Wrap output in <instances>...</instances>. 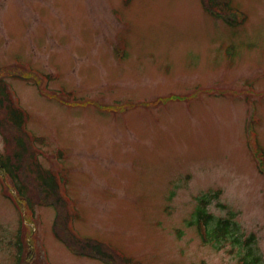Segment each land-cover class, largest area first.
<instances>
[{"label":"rangeland","instance_id":"1","mask_svg":"<svg viewBox=\"0 0 264 264\" xmlns=\"http://www.w3.org/2000/svg\"><path fill=\"white\" fill-rule=\"evenodd\" d=\"M231 5L245 16L233 26L201 0H0V70L33 138L1 130V158L21 142L57 173L80 237L134 264H238L244 246L186 223L208 200L264 264V0ZM8 187L0 264H106L60 241L55 208L31 213Z\"/></svg>","mask_w":264,"mask_h":264},{"label":"trees","instance_id":"2","mask_svg":"<svg viewBox=\"0 0 264 264\" xmlns=\"http://www.w3.org/2000/svg\"><path fill=\"white\" fill-rule=\"evenodd\" d=\"M1 74H5L1 70ZM6 74H10L6 71ZM10 97L4 82H0V131L5 128H12L13 125L20 127L19 122L23 121L26 114L16 107ZM18 150L15 152L14 163L11 158H1L0 154V174H9L12 183L18 188V198L22 204L31 207L35 202H46L56 207L57 213L54 220V232L64 241L74 253L85 254L89 257L101 259L106 264H134L129 258L122 257L121 254L110 250L108 245L97 239L78 237L68 226L69 215L67 214V202L61 194L56 177L50 172L43 170L33 158H26L28 151L24 143L19 142ZM36 159V158H35ZM264 159V156H263ZM28 173L30 176L20 175ZM29 194V195H28ZM202 204L207 203L200 200ZM197 216V228L199 220H203L205 229H199L202 238L207 241L219 244L230 239L232 245H242L243 254L239 257V264H263L259 255L253 252L250 243L251 239L241 241L237 234V229L233 225V212L229 211V216L214 218L205 208L198 207L195 212ZM78 248V249H76ZM18 264H29L28 259L19 260ZM30 264H33L31 262Z\"/></svg>","mask_w":264,"mask_h":264}]
</instances>
